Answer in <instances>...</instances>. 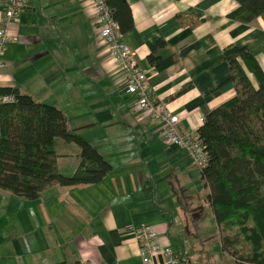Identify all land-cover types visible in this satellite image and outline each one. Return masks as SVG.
<instances>
[{
  "label": "crops",
  "instance_id": "crops-1",
  "mask_svg": "<svg viewBox=\"0 0 264 264\" xmlns=\"http://www.w3.org/2000/svg\"><path fill=\"white\" fill-rule=\"evenodd\" d=\"M124 1L132 28L122 39L146 73L152 100L178 117L180 134L197 131L234 96L225 49L246 48L264 74V16L249 25L231 21L233 0ZM24 2L10 28L17 41L6 45L0 88L59 109L68 131L92 145L111 171L96 185L53 186L34 201L0 190V264H236L221 250L189 153L166 143L159 122L124 92L122 75L99 41L92 3ZM179 14L200 22L181 25ZM150 56L173 61L158 70ZM54 149L59 173L71 176L79 149L59 139ZM141 225L157 232L159 250L147 259L128 231Z\"/></svg>",
  "mask_w": 264,
  "mask_h": 264
},
{
  "label": "trees",
  "instance_id": "trees-1",
  "mask_svg": "<svg viewBox=\"0 0 264 264\" xmlns=\"http://www.w3.org/2000/svg\"><path fill=\"white\" fill-rule=\"evenodd\" d=\"M233 1L238 7L228 14L231 21L249 25L264 16V0ZM105 3L120 33L129 31L132 18L127 3ZM177 18L190 27L200 22L184 14ZM223 59L229 65L234 96L206 115L197 130L207 155L200 175L221 250L236 264H264V74L244 47L225 49ZM149 61L160 70L173 60L150 56ZM2 96H12L13 101L0 104V190L34 201L50 187L96 185L109 174L111 166L92 145L68 131L59 109L37 103L17 89L0 88ZM56 139L79 149L78 165L71 176L58 171Z\"/></svg>",
  "mask_w": 264,
  "mask_h": 264
},
{
  "label": "built area",
  "instance_id": "built-area-1",
  "mask_svg": "<svg viewBox=\"0 0 264 264\" xmlns=\"http://www.w3.org/2000/svg\"><path fill=\"white\" fill-rule=\"evenodd\" d=\"M96 12V30L99 41L105 47L106 58L113 62L122 75V88L134 100L135 108L147 110L152 122H159L160 131L166 143L185 149L196 168L202 170L207 165V155L204 151L197 131L180 134L177 130L178 117L172 115L168 106L162 102L152 100L146 73L136 64L131 49L124 43L118 25L112 19V12L105 0H88ZM3 9L0 17V68H3L2 57L6 45L17 41V36L10 32L11 26L25 9L24 0H1ZM13 101L12 96L0 97V104ZM128 231L139 243V254L147 259L159 248L155 245L157 232L152 226L141 225L137 228L129 227ZM162 253L170 256V250L165 248ZM171 263H175L172 261Z\"/></svg>",
  "mask_w": 264,
  "mask_h": 264
},
{
  "label": "rangeland",
  "instance_id": "rangeland-1",
  "mask_svg": "<svg viewBox=\"0 0 264 264\" xmlns=\"http://www.w3.org/2000/svg\"><path fill=\"white\" fill-rule=\"evenodd\" d=\"M217 262V261H216ZM219 264H234L231 260L226 259V260H219Z\"/></svg>",
  "mask_w": 264,
  "mask_h": 264
}]
</instances>
